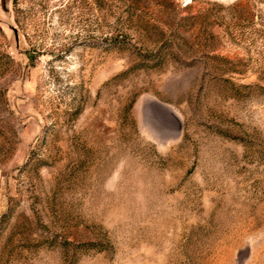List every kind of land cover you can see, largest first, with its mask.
Returning <instances> with one entry per match:
<instances>
[{
    "label": "rangeland",
    "instance_id": "1",
    "mask_svg": "<svg viewBox=\"0 0 264 264\" xmlns=\"http://www.w3.org/2000/svg\"><path fill=\"white\" fill-rule=\"evenodd\" d=\"M0 264H264V0H0Z\"/></svg>",
    "mask_w": 264,
    "mask_h": 264
}]
</instances>
